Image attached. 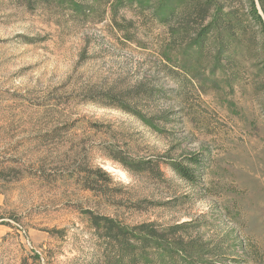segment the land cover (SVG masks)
<instances>
[{
    "label": "rangeland",
    "instance_id": "1",
    "mask_svg": "<svg viewBox=\"0 0 264 264\" xmlns=\"http://www.w3.org/2000/svg\"><path fill=\"white\" fill-rule=\"evenodd\" d=\"M251 1L0 0V264L55 248L45 227L68 229L54 264L86 258L69 170L83 154L162 203L138 221L194 219L212 252L202 264H264V29Z\"/></svg>",
    "mask_w": 264,
    "mask_h": 264
},
{
    "label": "trees",
    "instance_id": "2",
    "mask_svg": "<svg viewBox=\"0 0 264 264\" xmlns=\"http://www.w3.org/2000/svg\"><path fill=\"white\" fill-rule=\"evenodd\" d=\"M259 1L264 13V0ZM251 7L264 29V16L255 0L251 1ZM73 161L75 165L69 167L70 177L79 189L73 196L82 222L86 223L84 230L73 234V238L79 244L81 234L88 236L85 240L88 254L85 259L74 258L71 264H179L188 257L191 264H202L201 257L212 254L210 246L198 236H193L192 232L189 234L191 229L197 228L194 219L184 222L138 221L133 217L135 213L144 214L151 205L162 203L132 193L127 185L115 182L114 177L103 168L91 166L84 154L74 157ZM191 161L194 165L199 163L196 155ZM169 163L181 177L194 180V173L182 162L171 160ZM136 164L139 165L136 169L138 173L147 170L157 178H164L160 162L152 164L151 161L139 160ZM148 164L150 166H145ZM42 230L56 239V247L28 254L22 259V264H54V257L63 252L68 229L45 227ZM205 250L207 252L203 254Z\"/></svg>",
    "mask_w": 264,
    "mask_h": 264
}]
</instances>
